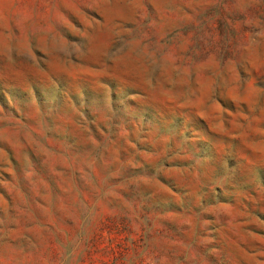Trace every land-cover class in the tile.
<instances>
[{
	"label": "rangeland",
	"instance_id": "rangeland-1",
	"mask_svg": "<svg viewBox=\"0 0 264 264\" xmlns=\"http://www.w3.org/2000/svg\"><path fill=\"white\" fill-rule=\"evenodd\" d=\"M0 264H264V0H0Z\"/></svg>",
	"mask_w": 264,
	"mask_h": 264
}]
</instances>
